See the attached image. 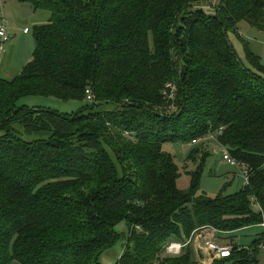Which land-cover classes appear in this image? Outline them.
Returning <instances> with one entry per match:
<instances>
[{"label": "trees", "instance_id": "16d2710c", "mask_svg": "<svg viewBox=\"0 0 264 264\" xmlns=\"http://www.w3.org/2000/svg\"><path fill=\"white\" fill-rule=\"evenodd\" d=\"M17 2L49 18L30 61L0 79V264H100L118 241L115 264H196L191 243L178 256L166 245L264 223V67L246 46L244 67L228 40L242 22L264 33V0H219L212 13L206 0ZM86 90L93 102L68 115L17 106ZM208 134L247 174L235 194L198 195L197 149L179 187L163 145ZM263 238L212 264H258Z\"/></svg>", "mask_w": 264, "mask_h": 264}, {"label": "rangeland", "instance_id": "374dc122", "mask_svg": "<svg viewBox=\"0 0 264 264\" xmlns=\"http://www.w3.org/2000/svg\"><path fill=\"white\" fill-rule=\"evenodd\" d=\"M218 2L219 0H206V4L202 5V8H204L206 12L212 13L218 5ZM45 14L47 13L41 11L34 12L29 5L18 3L17 0H4L3 19L7 23L9 41L4 45V51L0 53V79H13L21 72L24 65L30 61L35 48L33 40L34 27L46 23ZM24 29L29 31L27 35L24 34ZM228 40L244 67H249L244 59L245 46L251 53L259 58L260 64L264 67V33L242 22L237 26L235 33L228 34ZM87 103H89L87 100L67 102L53 97H25L17 103V106H24L28 109L53 110L60 114L68 115L78 111ZM109 108V106H102L100 110H110ZM18 136L27 142L39 138L38 136ZM192 149H197L200 153L208 154L202 168L203 172L198 195H205L211 199L217 197L220 193L232 195L246 184L243 167L231 166L224 161L222 159V151H225L223 147L214 140L207 139L204 136L200 137V140L195 144L185 145L181 143H167L163 145V150L173 157L175 164L182 174L179 179L180 189H185L187 185V178L184 176V173L194 171L196 166L200 163L198 156L195 162L187 159ZM115 230L119 234H124L126 232L123 223L119 224ZM263 233L264 230L262 227H252L239 231L234 235L217 233L214 230L205 229L198 233L199 235L197 236L199 237H197V241H195L197 246L202 250L195 248L193 243L192 247L195 253L198 251L207 253L208 251L204 246L206 242H212L220 246L217 242L221 240V238H227V236L233 235V245H237L239 249L242 248L252 252L254 249L252 248L253 240ZM123 245V241H118L112 248L104 252L100 257V264H115L121 255ZM258 248L260 252H258L256 261L258 264H264V251L260 249V246H258ZM164 255L165 254H163V256Z\"/></svg>", "mask_w": 264, "mask_h": 264}, {"label": "built area", "instance_id": "2783aa9c", "mask_svg": "<svg viewBox=\"0 0 264 264\" xmlns=\"http://www.w3.org/2000/svg\"><path fill=\"white\" fill-rule=\"evenodd\" d=\"M3 7H4V0H0V53L4 51V45L6 43H8V41H9V38L7 35V23L3 19ZM23 32L26 34V33H28V30L24 29ZM167 88L171 89V93L167 96V98L169 100H173L174 88L170 87V86H168ZM85 95H86V100L88 102H93L94 97L89 90H86ZM206 138L216 141V137L214 134H208ZM198 141L199 140H197V142ZM223 150H225V151H222V159L224 161H226L228 164H230L231 166H238V164L230 158L227 150L224 148H223ZM244 175H245V182H247V174L244 173ZM260 227H262L264 230V223H262L260 225ZM197 237H199V236H193L187 242H185L183 244L177 243V242L167 244L165 247V254L167 256H178V255H180L182 249L184 247H186L189 243H191V244L193 243L195 248L202 250L195 243V241H197ZM204 246H205L206 250L210 254H212L213 259L220 260L222 258L229 257V249L228 248L220 247L217 244L212 243V242H206L204 244ZM260 249L262 251H264V238H263L262 243L260 244Z\"/></svg>", "mask_w": 264, "mask_h": 264}, {"label": "crops", "instance_id": "0c3cea01", "mask_svg": "<svg viewBox=\"0 0 264 264\" xmlns=\"http://www.w3.org/2000/svg\"><path fill=\"white\" fill-rule=\"evenodd\" d=\"M45 20L47 21L49 16L47 14ZM29 33V31H28ZM28 33H24L25 35H27ZM227 239H231V240H227ZM233 240V235L227 236V238H221V240H219L217 243L223 247V248H228L231 246L232 241ZM233 245V244H232ZM195 254V263L196 264H212V262L214 261L212 254H210L209 252L205 253V252H194Z\"/></svg>", "mask_w": 264, "mask_h": 264}]
</instances>
